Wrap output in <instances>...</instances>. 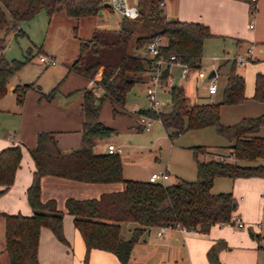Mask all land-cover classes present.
Listing matches in <instances>:
<instances>
[{"label": "trees", "instance_id": "obj_1", "mask_svg": "<svg viewBox=\"0 0 264 264\" xmlns=\"http://www.w3.org/2000/svg\"><path fill=\"white\" fill-rule=\"evenodd\" d=\"M158 2L138 0L139 16L143 13L142 7L148 5V15L158 21L154 32L140 31L136 19H123L117 30L95 28L89 39H79L78 54L68 72L94 81L90 88L82 90V146L64 152L58 147L55 132L37 134L36 145L29 151L34 170L25 192L32 214L0 213L5 220L3 252L9 264H40L41 227H47L56 240L69 246L63 235V214L56 201L41 200V179L45 176L90 184H122L118 192L65 201V210L84 242L85 258L96 249L113 254L119 264H128L132 248L149 228H181L205 235L214 225L230 223L235 217L236 200L231 193H211L216 178L264 177V136L259 135L264 128V113L242 118L232 125L220 123L221 105H238L246 100L245 81L236 72L235 60L231 61L227 73L221 103H191L183 88L173 85L167 110L157 114L143 111L160 119L170 139L190 130L214 127L219 136L230 142L226 153H213V158L204 157L203 161L198 155H204L208 149L202 146L190 148L196 163L195 180L179 179L166 184L125 179L119 154L93 151L95 139L108 137L113 132L99 119L104 103L111 104L113 115L119 114L130 90L144 82V74L148 73L150 77L154 71L149 57L136 55L134 51L135 54L130 53L129 48L134 43L137 49L138 43L161 35L166 39V44L160 48L165 59L173 55L190 67L201 66L204 40L213 36L208 26L179 20L165 19L163 22ZM106 8V0H0V98L8 92L10 77L27 62L7 61L1 56L8 33L21 35L20 23L31 20L42 10L49 18L63 11L67 18L81 20L96 17ZM254 10L255 5L251 2L250 13ZM135 34L138 35L134 38ZM167 73V69L162 70V80ZM32 88L33 84L14 87L17 102L22 103L26 91ZM54 92L55 88L49 99ZM252 100L264 104V74L258 73L255 77ZM135 120L140 128L143 127ZM21 157L20 145L0 150V196L13 185Z\"/></svg>", "mask_w": 264, "mask_h": 264}, {"label": "rangeland", "instance_id": "obj_2", "mask_svg": "<svg viewBox=\"0 0 264 264\" xmlns=\"http://www.w3.org/2000/svg\"><path fill=\"white\" fill-rule=\"evenodd\" d=\"M199 3L205 5L206 2L200 0ZM204 5H202L204 9L202 15L208 20L213 36L204 40L201 67L206 72V77L212 67L217 70V93L211 96L207 93V78L195 83L197 89L192 84L194 82H179V72L175 68L172 70L174 85L180 86L179 84H182L185 87L184 92L188 95L191 103H221L231 61L234 57L240 56L245 62L244 65H241L239 61H236V72L244 78L246 100L238 105H221L220 123L232 125L242 118H252L263 114L264 104L252 100V97L255 90L256 75L258 73L264 74V0H258L254 3L257 5L256 11L250 14L247 12L242 19L240 13L231 11L229 7L213 5L212 1L208 5ZM157 7L162 9L159 2ZM142 10L143 13L136 18V27L140 31L154 32L158 21L152 20V16L148 15V5L142 7ZM161 15L164 17V22L166 16L163 10ZM121 19L120 14L116 11H110L104 17L97 16L77 20L67 18L63 11L49 18L42 10L31 20L20 23L21 35L7 34L5 48L1 56L7 61L27 60L26 64L10 77L8 87L10 85L16 87L33 84V88L26 91L22 103L17 102L16 95L9 89L6 95L0 98V150L11 145L23 147V159L19 170L21 175L28 176L27 174L30 173L31 180L32 161L27 149L36 145L39 132H46L47 130L60 132L72 129L76 124L79 126L80 121H78L77 116L80 108L77 100L81 94V89L84 85L86 86L87 80L78 74L65 77L64 71L65 66L72 64L77 57L79 39H89L95 28L117 29ZM74 28L76 29L75 34ZM220 29L224 31H220ZM138 46L141 50L136 55L147 56L146 43H138ZM129 51L135 54L132 48H129ZM47 56L54 57L56 62L54 66L39 61L40 57ZM214 57L219 58V60L213 61ZM54 88L53 97L49 99ZM69 92L72 93L67 95ZM145 96L146 86L136 85L126 97L122 109L125 115L113 116L108 103H104L101 109L102 123L113 129V132L104 138V142L121 147L119 156L125 179L142 180L148 178L152 173H164L166 171L169 174V180L166 181L168 183L176 179L193 181L196 178V163L191 147L202 146L208 149L204 155H198L200 161H203L204 157L213 158V153L227 152L230 142L219 136L214 127L190 130L173 139L167 136L163 126L159 123H154L149 132L142 130L133 113L136 108H142L146 111L148 103ZM165 97L169 99L168 107L165 108L167 110L170 107V98L168 95ZM134 122L137 124V128H132ZM8 135L12 137L8 139ZM61 135L64 133L62 132ZM259 135L264 136V128L261 129ZM67 137V144L73 145V150L82 146V142L75 141L74 136ZM5 143L7 144L3 146ZM101 146L97 145L94 150L104 153ZM22 179L21 176V182L19 181L17 188L15 187L13 190L15 193L18 191ZM52 179L54 180H49L52 182L45 183L46 193L54 196L58 206L56 198L64 196L61 193L64 187L60 183L78 182L56 177ZM78 184L84 187L90 183ZM71 185L72 190L76 189L74 185L77 184ZM99 185L104 184H95L92 187ZM262 186L264 187V177L238 178L235 180L220 177L214 180L211 193H232V191L245 193L247 206L243 216L247 219L246 221L241 219L249 226L258 225L264 236V190ZM20 189L21 197L17 196L16 198L18 200L21 198L29 207L24 194L26 188L22 186ZM41 190H43V186H41ZM72 192L76 193V191ZM86 194L88 193L84 190L77 191V196H86ZM65 201L66 199H63L61 207L58 208L63 214V235L69 246L56 240L47 227H41L38 242L39 263L102 264L101 261L91 256V251L85 258L86 252L83 242L74 228L71 216L65 210ZM4 205L7 206V203ZM0 213L8 214L6 211H0ZM15 213L18 214V212ZM249 226H244V230L247 231ZM232 228L236 231L239 230ZM253 237H256L255 234ZM4 244L5 220L0 216V260L2 264H9L6 254L3 252ZM262 245L264 246V239Z\"/></svg>", "mask_w": 264, "mask_h": 264}, {"label": "crops", "instance_id": "obj_3", "mask_svg": "<svg viewBox=\"0 0 264 264\" xmlns=\"http://www.w3.org/2000/svg\"><path fill=\"white\" fill-rule=\"evenodd\" d=\"M112 1L113 0H106L108 8L101 10L102 13L97 16L104 17L106 14L110 13V11L112 12L116 11L112 6ZM199 1L200 0H159V4L163 3V5L161 6L160 4V6L162 7V10L166 16V20H170L173 18L174 20H179L182 22L201 23V24L208 26V28H210L208 20H206L202 15V11L204 10L202 8V5L204 4L203 3L200 4ZM204 1L206 2L204 6L208 5V3L212 1L213 5L218 4L222 7H229L231 11H237L238 13H240L241 19L245 17V14L247 12L250 14L251 0H204ZM257 1L258 0H255V3ZM126 2L130 6L136 5L138 8V0H126ZM256 9H257V5H255L254 12L256 11ZM90 18H95V17H90ZM121 18H122L121 22L123 19L131 20V19H125L122 16ZM104 29H107V28H104ZM220 31H224V30L220 29ZM210 32L211 33L213 32L211 28H210ZM136 36L137 35H135L134 38ZM131 48H132V51H134L135 53H138L141 50L139 46L137 49H135L136 48L135 43L134 45H132ZM145 50H146V47H145ZM47 57H52L54 59L53 56H47ZM145 57H148V53H147V56ZM70 65L71 64H67L65 66V70H64L66 73L65 77L71 74H76L74 72H68V68ZM174 68L175 67L171 68V73L173 72L172 70ZM177 71L179 72L178 69ZM172 76H173V73H172ZM178 80H179V77H178ZM198 80H201V79H190L188 81L194 82L192 84H194V87L197 89V86L195 83ZM188 81H185V82H188ZM86 82L87 84L86 86L84 85V87L81 89V94L77 100L79 102V108L82 102V90L88 89L92 86L91 81L87 80ZM179 82L181 81L179 80ZM173 83H174V77H173ZM138 85L146 86V89H147L149 85V74L148 73L144 74V82ZM179 85L182 86L185 91V87L182 84H179ZM8 89L13 93L14 86L10 85ZM72 92H69L67 95L71 94ZM186 96L188 97V95ZM66 98L68 99V97ZM105 103H108L111 108V104L109 102H105ZM124 113H125L124 110H121L119 114H116V115L112 114V115L118 117V116L125 115ZM77 118H78V121H80L79 126L78 124H76L74 128L72 129H69V130L66 129L60 132L56 130H47V131H52L56 133V140L58 143V147L64 152H68V150L71 151L73 147V145L67 144L68 143L66 141V138L68 139L67 136H74L75 141L79 140V143L82 142L80 131H81V124L83 121V114H82L81 108H80V112L78 113ZM99 119L101 121V112H100ZM136 125L137 124L134 122L132 128H137ZM141 128L143 130V127ZM62 132L64 133V135H61ZM11 137L12 136L10 135L7 136L8 139ZM6 144L7 143L3 144V146ZM110 144L112 143L104 142V138L95 139L93 142V151L95 153H101V152H96L97 150H94V149L96 148L97 145H102L101 146V148H103L102 152L106 153L107 146ZM20 147L22 150V157H21V161H22L23 147L22 146ZM34 147L35 146H31V148L27 149L28 153ZM29 156H30V153H29ZM21 161H20V164H21ZM19 170H20V166L15 173L14 183L11 186V188L8 190V193L0 196V211H6L8 214H17L15 212H18V214L22 213V215L24 216H30L32 214V210L30 212V209H31L30 206L28 205L29 207H27L25 203L23 202V200H21V198L19 200L16 198L17 196L21 197L20 187L23 186V188L27 189V187L30 185L31 183L30 173L27 174L28 176H26L25 174L21 175ZM33 170H34V163L32 161L31 171H30L31 179H32ZM164 173L168 175V179L166 180L168 181L169 174L166 171H164ZM21 176L23 178L22 179L23 181L20 184L18 191L15 193L13 190H15V187L17 188V185L19 184L18 182L21 180ZM149 177L143 178L140 181H148ZM52 178L53 176H45L41 179V186H43V190H41L42 202H45L50 199L54 200L53 198L54 196H51V194L46 193L47 190L45 187V183L52 182L49 180H54ZM130 180H137V179H130ZM177 180L179 179H176L175 181L171 183H174ZM166 181L164 183L169 184ZM78 183H81V182H78ZM78 183H65V182L60 183L64 187L63 191L61 192L64 196H59L58 198H56L58 201L57 208L61 207V201L63 199L97 198L103 193L118 192L122 189L121 183H110L109 185L104 184V185H99L98 187H92L95 184H87L86 186L81 187L83 185L78 184ZM71 184H77V185H74L76 189L72 190ZM262 188L264 190L263 186ZM26 189H25V192H26ZM80 190H84L88 194H86V196H77V191H80ZM72 191H76V193L74 194V192ZM78 193H81V192H78ZM231 194L235 198L236 204H237L236 209L234 211V216H239L243 218L244 221H246L247 218L243 216L244 209L247 206V199H245V196H244L245 193L232 191ZM7 195L8 197H5ZM263 195H264V191H263ZM25 198H26V194H25ZM5 203H7V206L4 205ZM244 226L247 227L249 225L245 224ZM244 229L245 228L243 227L242 229H239L236 231V229L234 230L230 226L214 225L211 227L208 234L203 235L197 232H187L179 228H171V229H167L164 232V235L160 236L158 234L159 229L152 227V228H149L144 233L142 239L137 244H135L134 247L132 248L128 264H264V246L262 245L264 236L261 233V229L258 227V225H250L247 231H245ZM254 234L256 237H253ZM83 245H84V242H83ZM38 251H39V246H38ZM91 253H92L91 256L101 261L102 264H119L116 257L109 252L93 249L91 250Z\"/></svg>", "mask_w": 264, "mask_h": 264}, {"label": "built area", "instance_id": "obj_4", "mask_svg": "<svg viewBox=\"0 0 264 264\" xmlns=\"http://www.w3.org/2000/svg\"><path fill=\"white\" fill-rule=\"evenodd\" d=\"M251 2L254 5L255 0H251ZM160 4L161 6L163 5V3ZM112 6L125 19H136L137 17H139L137 6L128 5L126 0H113ZM250 28H252L251 25ZM165 41L166 39L163 36L155 35L152 39L146 42L148 57L152 60V63L154 65V71L150 74L149 85L146 89V100L148 103L146 111L155 112L156 114L167 108L169 104V99H166L165 96L169 95V91L174 85L171 68L175 67L179 70L178 77L181 82H185L190 79H204L209 75L208 74L206 77V72L202 69L201 66L198 68L190 67L178 61L173 55L168 59H165L160 53V48L166 44ZM249 52H251V50H249ZM212 60L218 61L219 58L214 57ZM233 60L239 61L241 65H244L245 62V60H243L240 56L234 57ZM39 61L51 66L56 64L55 60L52 57H40ZM163 69L168 70L167 76L164 80H162L161 78ZM211 71H214V76L210 79L207 78L208 84L206 87L208 94L213 95L217 93V72L214 67H212ZM93 82L94 81H91V84H93ZM143 111L144 110H142V108H136L133 114L134 116H136L138 122L142 124L143 129L146 132L151 130L154 123L161 124L159 118H154L148 114L143 113ZM106 152L108 154H119L121 152V147L110 144L107 146ZM167 179L168 175L166 173H152L148 181L151 183H164ZM225 225L237 229H242L245 224L242 221L241 217L235 216L230 223H227ZM158 229V234L162 236L167 229L171 228L160 227Z\"/></svg>", "mask_w": 264, "mask_h": 264}, {"label": "water", "instance_id": "obj_5", "mask_svg": "<svg viewBox=\"0 0 264 264\" xmlns=\"http://www.w3.org/2000/svg\"><path fill=\"white\" fill-rule=\"evenodd\" d=\"M102 13V11L100 10L99 12H98V15H100ZM174 19L172 18V19H170V21H173ZM214 76V71H211L210 73H209V75H208V79H210L211 77H213Z\"/></svg>", "mask_w": 264, "mask_h": 264}]
</instances>
